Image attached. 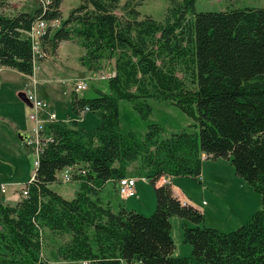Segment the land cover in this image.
Instances as JSON below:
<instances>
[{
    "label": "trees",
    "instance_id": "trees-1",
    "mask_svg": "<svg viewBox=\"0 0 264 264\" xmlns=\"http://www.w3.org/2000/svg\"><path fill=\"white\" fill-rule=\"evenodd\" d=\"M61 1L38 4L35 14L0 11V68L33 75L28 32L39 21L59 20ZM143 1L81 0L52 36L49 28L38 37L45 55L44 47L54 53L61 41L77 35L87 71L115 58L114 71L106 80L108 93L95 89L90 99L71 93L75 116L91 112L99 120L91 135L72 118L45 124L49 139L42 138L27 195L14 205L0 202V264H48L41 256L43 229L68 235L57 254L77 264H264V8L196 13L197 0H168L159 22L141 15ZM148 99L171 102L192 119L195 131L159 140L162 130L153 124L141 139L122 134L119 102L133 103L147 118ZM139 158L156 210L150 216L123 207L115 213L100 193ZM216 159L229 160L260 200V209L230 233L200 227L199 209L160 183L167 177L196 179L203 161ZM70 166L79 190L66 199L50 186ZM173 216L183 220L188 256H174Z\"/></svg>",
    "mask_w": 264,
    "mask_h": 264
},
{
    "label": "rangeland",
    "instance_id": "rangeland-1",
    "mask_svg": "<svg viewBox=\"0 0 264 264\" xmlns=\"http://www.w3.org/2000/svg\"><path fill=\"white\" fill-rule=\"evenodd\" d=\"M81 3V0H62L59 10L61 11V17L57 25L54 26L53 23L48 22L49 26H47V29L51 28L50 35L52 36L55 29L59 28V26L62 25V21L67 17L68 13L71 11L74 6H78ZM38 4L40 5L39 0H21V1H15V0H0V11L1 13H4L6 15H12L16 14L18 11L21 12H28L30 14H35V10L38 7ZM195 11L197 12H222L228 9H247V8H253V9H259L264 8V0H197L195 3ZM41 6V5H40ZM169 2L168 0H144L139 10L141 12L142 16H148L150 15L153 19L161 22L165 20L167 11L169 9ZM53 25V26H52ZM77 25L74 24L73 27ZM46 29V30H47ZM78 43V45L73 43ZM80 38L77 37V35H73L72 40L70 41L73 45H67L64 44L61 46L60 55L58 57L57 50L53 53L52 48L49 46L44 47L46 50L45 55L43 59L39 58V60H45L49 59V63L45 66L49 65V67L54 71L51 73L45 70H39L37 71V78L43 80L46 83H50L53 85V98H50L52 100H49L50 106L55 108V110H58L57 112L62 113L63 115L66 112V109L68 107V104L70 105V97L71 93L75 90V87L78 83H83L87 86V89L80 90L75 92L78 93V96L85 97L86 99H90L95 96V89L100 90L101 92L108 93V83L106 77L112 75L113 71V64L115 61V58L112 60H103L101 61L100 69L98 71L89 72L85 67L81 64L80 57L84 54L83 48L80 47ZM59 46V45H58ZM67 55V56H65ZM81 55V56H80ZM80 56V57H79ZM57 57L61 60L62 69L61 71L57 69V67H54L52 63H57L60 60L57 59ZM79 57V59H78ZM38 60V61H39ZM53 67V68H52ZM2 77L0 78V86L3 87V91L5 94H14L16 93V90L22 87H27V81L32 84L30 81L31 78L28 76V74H21L16 70V68H2L1 72ZM40 75H43L41 78ZM104 76L105 79H102L101 77ZM189 85V84H188ZM3 94V92H2ZM41 99V98H40ZM46 99V98H45ZM42 100V99H41ZM145 103L151 107L152 112L147 118H141L138 111L135 109V106H133V103L129 101H120L119 102V131L122 134H128V132H134L138 138H142L148 129V126L157 124L161 130L162 133L159 136V140H166V138H169L172 134H177L181 131L186 132H193L195 129L190 127L193 123L192 119L189 117H186L179 108H176L171 102L169 101H158L155 99H148L145 101ZM50 107V108H51ZM26 117H28L29 112L32 113L31 109H29V106L26 105ZM71 109V108H70ZM72 110V109H71ZM73 111V110H72ZM71 111V112H72ZM28 114V115H27ZM80 115L75 116L73 113L71 115H66V120L69 118H72L74 120H77ZM80 119V118H79ZM5 121V120H3ZM85 122L81 123L82 127L79 125L80 121L77 120V129L82 130L84 133L91 135L94 129L98 126V120L96 115L90 112L89 116H85L84 120ZM6 122V121H5ZM3 123L2 120H0V138H3L5 141H11L13 140L12 137L9 135L5 125L6 123ZM30 123L31 121L28 120ZM9 124V123H8ZM31 124V123H30ZM31 134H32V128H31ZM29 147V146H28ZM31 148V146L29 147ZM1 150V149H0ZM36 153L33 152L32 149H30V152L28 154V157L25 158V161L15 163V173L12 172H3L4 179L6 180L10 175H14L15 178L18 179L21 182H27L26 179H28V176H31L35 172V165H33V162L36 161ZM214 162L217 165V171L222 172L225 175H227L229 172L232 174V176H236L234 173V168L232 164H230V161L224 160V159H216V160H204V162ZM130 168L133 171V177H135L137 180H139V184L137 185V188L139 189L136 193L137 195L135 197H132L131 199H124L118 196V194H112L113 198H111L113 205H115V209L119 207V203L121 206L125 207V209L129 211H134L142 216H150L154 213L156 210V201H155V195L153 192V187L150 185L148 180L146 181V169L143 166V161L141 158H139L137 161L130 163ZM203 168V167H202ZM203 170V169H202ZM9 171V170H8ZM23 171V174L21 173ZM9 174V175H8ZM21 174V175H20ZM220 174V173H219ZM8 175V176H7ZM57 178L60 182L53 183L50 187L60 195L64 196L66 199H72L75 197V191L79 190V183H77L75 180H71V182L63 183L62 180V173L58 172L56 173ZM18 177V178H16ZM227 178V177H226ZM180 187L176 188L175 185L172 186L174 191H177L179 195H177L180 200L182 197V200L190 203L192 206H198L203 210H206V208L212 207L211 198L215 197V194L210 189L204 190L202 187L205 186V184L201 183L198 178H189V177H183L180 176ZM242 180V178H241ZM163 181V180H162ZM23 183V184H24ZM172 183V181L170 182ZM227 183H229L228 190H230V186L232 189H236L238 191L239 196L242 198H245V187H240L238 184H235L231 182L230 179L227 178ZM23 184H20L19 186H7L6 194L10 195L14 189H19L23 186ZM162 184V183H161ZM112 184L107 183L105 185V188H103L101 194V198L103 199V204L105 205L108 197L107 192L110 193V188ZM140 186H142L143 192H141ZM24 187V186H23ZM116 187V186H115ZM247 187V186H246ZM3 188V186H2ZM1 188V190H2ZM14 188V189H13ZM180 188V189H179ZM19 196L21 195V190L18 191ZM153 193V194H152ZM253 193V192H252ZM185 197H184V196ZM253 199L256 198L258 200V208L259 209V196H257L255 193L252 194ZM220 200H222V195L220 194ZM145 202L144 206L140 205V203ZM201 201H206L207 205H202ZM198 202L199 204L196 205ZM256 202V201H255ZM201 204V205H200ZM136 208V209H135ZM232 208V207H231ZM256 211V210H255ZM231 209L229 210L226 206L225 214L222 217L221 214H217L213 217V221L209 219L210 217L207 216L204 223L202 222L200 227L207 226H218L219 222H223L228 224V226L231 228L236 221H241V226L249 220L250 216L245 212H237L238 216L235 217V215H232ZM249 213V211H248ZM232 215V216H231ZM243 215H247L246 217ZM225 216H231L230 218L227 217L226 221L224 220ZM239 216L241 217L239 219ZM177 219V222H171L172 224V240L175 242L176 245V253L177 255H174L175 257H183L190 255L191 247L188 244H185L182 240V233L183 230L181 228V224L179 223L178 217H171ZM248 218V219H247ZM246 219V220H245ZM244 220V221H243ZM183 221L182 219L180 222ZM243 221V222H242ZM216 222V223H215ZM220 226V225H219ZM221 227V226H220ZM210 228V227H209ZM224 229L223 227H221ZM227 228V227H225ZM238 229V228H237ZM223 233H228L226 230ZM236 230V229H235ZM234 231V230H233ZM222 232V231H221ZM230 233V232H229ZM42 246L41 248V256L42 258L46 259L48 261V264H77L75 261L65 260L58 256L57 254V248H59V245L66 241L68 238V235H61L59 233H52L48 231L47 229H43L42 231ZM188 248V252L187 249ZM126 264V263H124ZM138 264V263H134Z\"/></svg>",
    "mask_w": 264,
    "mask_h": 264
},
{
    "label": "crops",
    "instance_id": "crops-1",
    "mask_svg": "<svg viewBox=\"0 0 264 264\" xmlns=\"http://www.w3.org/2000/svg\"><path fill=\"white\" fill-rule=\"evenodd\" d=\"M70 41L71 40H65V41L63 40V41H61L59 43L58 50H57L58 57L60 55V50L62 49L61 46L63 45V43L67 44V45H70V46L73 45V44L78 45V43H76V42L71 44ZM65 56H67V55H65ZM58 57H57V59H59ZM79 57H78V59H79ZM48 60L49 59H45V60H41V61L39 60L38 62L34 63L33 75H29L28 74V76L31 78L30 81L32 82V84H30L27 81V84H26L27 87L19 88L18 90H16L15 95L14 94H9V93L5 94L4 91H3V87L0 86V120H2L3 123L6 121L5 123L7 125H5V127H6L8 133H9V135L13 139L11 141H6V140L4 141L3 138H0V149H1L0 150V202L3 203V204L14 205L18 200H20V196H19L18 191H19V189L21 190L23 188V186H25V184L30 179V176H28V179H26L27 182L24 183V182H21L18 179H13V178H15L14 175H10L5 180L3 172L7 171L8 173L9 172L15 173L14 164L18 163L20 161L24 162L25 158L28 157L30 149H32L33 152H34V149H35L34 148L35 146L29 145V143L26 142V141L19 140L18 139L19 136H17V131H23V132H27L29 134V131L31 130L32 125H33V123L30 122L31 123L30 124L28 122L29 119H28V117H26L27 111H25L27 109L26 108V104L23 102L22 99H20L18 97V93L21 92V91L25 92V93H32L37 98H39V99L41 98L42 101L47 103V108H45L44 110H41L40 113H38L40 120H42L43 122L47 121L51 114H55L56 119H58V120H66V115L68 116V115H71V113H72L71 112L72 110L70 109V105L69 104H68V107H67L66 112H65L64 115L62 113L57 112L58 110H55L54 106L51 107L50 103L48 101L52 100L50 98H53V95H54L53 94V90H52L53 85H51L49 82L46 83L44 81V79L41 80V79L37 78V74H38L37 71H39V70H45V71H48L50 73L52 71H54V69L52 70L49 67V65L45 66V63L46 64L49 63ZM52 65L54 67H57V69H59L61 71V69H62L61 60L59 62H57L56 64L52 63ZM2 68L4 69L6 67L2 66L0 68V78L2 77V75H1ZM112 71H114V70L112 69ZM89 72H91V71H89ZM40 77L42 78L43 75H40ZM2 92H3V94H2ZM29 109L32 110V107H29ZM89 114L90 113L84 112V113H81V116L77 118V120L80 121L79 125L81 127H82L81 123L85 122V121H83L85 116H89ZM3 120H5V121H3ZM97 124H99V120H98ZM34 137H35V135H33V137H31L32 141L34 140ZM28 146L29 147L31 146V148H29ZM202 165H203V168H202L203 170L201 171V174L198 177L200 182L202 184L203 183L205 184V186H203L202 188L204 190L210 189L215 194V197L211 198L212 207H209V208H206V210H203L200 207L196 206L199 209V211L202 213V215H204L203 223L206 220L207 216H209L210 217L209 219H211L213 221V217L216 215V213L217 214L218 213L219 214H221V213L223 214L224 213L223 215H226L225 214L226 206L228 207L229 210L231 209V211L233 212L232 215H235V217L238 216L237 212H242L243 213V212L246 211V213L248 215H253L255 213V210L257 211L258 200H256V198L253 199V195H252L255 192L252 190V188H250L245 183V181L243 179L241 180L237 176H232V174L230 172L227 175H225L222 172H218L217 171V165L214 162L207 161V162H204V164H202ZM130 167H131L130 164L126 165V167H125V169H126L125 177L129 178V179L130 178H135V177H133V171H132V169ZM7 172H6V174H7ZM21 173L23 174V171ZM226 177L228 179H230L231 182H233L235 184H238L240 187H242V186L245 187V198L244 197L241 198L239 196V194H238V191L236 189H232L231 186H230V190H228L229 187H227V186H229V183H227V178ZM16 178H18V177H16ZM164 180L167 181V184L171 185V188H172L173 185H175L176 188L182 186V185H180V180L181 179L168 178L167 177ZM171 181H172V183H170ZM107 183L112 184V186L110 188V193L109 192L106 193L107 197H108V200H107L106 204H108L112 208V211L116 213V212L119 211V208L123 207L119 203V207L117 209H115L114 208L115 205H113L112 200H111V198H113L112 194H116V187H115L116 186V182L115 181H108ZM139 183L140 182L138 180V184ZM160 183L163 184V181H161ZM8 184L12 185V186H19L20 184H23V186L21 188H19L18 190L13 188L14 189L13 192L10 195L5 196V194L7 192L6 188H7ZM2 186L6 187L3 192L1 190ZM180 188H182V187H180ZM136 189H137V191L139 190L138 188H136ZM140 189H141V192H143L142 186H140ZM172 191L174 192V194L176 196L179 195L177 193V191L173 190V188H172ZM220 194L222 195V200H220ZM154 195H155V193H154ZM100 199H101V202L103 203V199L101 198V196H100ZM180 201H183L185 203L187 202V200L186 201L182 200V197H181ZM144 203L145 202L141 201L140 205L144 206ZM196 203H197L196 205L199 204L198 202H196ZM201 203H202V205H205V206L207 205L206 201L205 202L201 201ZM123 208H125V207H123ZM259 209H260V206H259ZM248 211H249V213H248ZM222 214H221L220 217H222ZM231 216H225L224 220L226 221L227 217L230 218ZM244 216L246 217L247 215H243V217ZM240 218L241 217L239 216V219ZM171 222H177V219L170 218V224H171ZM240 222L241 221H239V222L236 221L231 228L228 226V224L223 223V222H219L218 224L221 227H223L224 229H227L226 231L229 233V232H231V231H233V230H235L237 228H240V225H241ZM179 223L182 224L183 221L180 222V220H179ZM219 225L218 226L217 225L216 226L212 225V226H209V227L210 228H214V229H216L218 231L220 230V231L224 232L225 230L222 229ZM204 227L206 228L207 226L204 225ZM225 227H227V228H225ZM171 228H172V224H171ZM172 230H173V228H172ZM172 230H171V234H172ZM186 249H187V252H188L189 249L188 248H186ZM175 251H176V249H175ZM175 251H174V255H177V253Z\"/></svg>",
    "mask_w": 264,
    "mask_h": 264
},
{
    "label": "bare ground",
    "instance_id": "bare-ground-1",
    "mask_svg": "<svg viewBox=\"0 0 264 264\" xmlns=\"http://www.w3.org/2000/svg\"><path fill=\"white\" fill-rule=\"evenodd\" d=\"M40 5L45 8L46 5L49 3V0H39ZM58 21H53L52 23L55 25H57ZM49 23H47L46 21H39L38 23L34 24V26L32 27V29L30 30V32H28L29 36L33 37V47H34V53H35V61L38 62L39 58H41L44 53L42 52V49L40 48V45L37 41L38 37H40L45 30L47 29V26ZM53 26V25H52ZM27 34V35H28ZM80 90H84V84L83 83H78L77 86L75 87V91H80ZM28 97L30 98L29 102H30V106L32 107V113L30 114V121L31 123H33L32 125V134L31 135H35L34 140L32 141V146H35L34 151L36 153V161L34 162L35 167H37L38 165V155L40 150H42L41 147V141L42 138L43 139H49V137H47L46 135H44V130H45V124H47V122L49 121H54L57 120L55 114H51L48 118L47 121L43 122L42 120H40L38 113H40L41 110H44L45 108H47V103L42 101L41 99L37 98L34 94L32 93H28ZM74 168L73 167H67L63 170L62 172V181L63 183H67V182H71L72 178L74 177ZM82 174H85L84 171H82Z\"/></svg>",
    "mask_w": 264,
    "mask_h": 264
},
{
    "label": "built area",
    "instance_id": "built-area-1",
    "mask_svg": "<svg viewBox=\"0 0 264 264\" xmlns=\"http://www.w3.org/2000/svg\"><path fill=\"white\" fill-rule=\"evenodd\" d=\"M15 1H21V0H15ZM110 77H112V75L106 77V79H109ZM102 79H105L104 76L101 77ZM87 89V86L84 84V91ZM27 98L28 97V93H26ZM30 100V98H29ZM28 119L30 120V112L28 115ZM29 135L30 137L26 140V142L29 143V145L32 146V140L31 137H33V135H31V130L29 131ZM34 165V162H33ZM36 172H34L33 174H31L29 181H31V179L34 178ZM163 184H167V181L163 179ZM138 185V180H136L135 178H119L116 181V194H118V196H120L121 198L124 199H131L132 197H135L137 195L136 193V188ZM27 186L25 185L22 189H21V195L22 196H26L27 195ZM5 186H3L2 188V192L5 190Z\"/></svg>",
    "mask_w": 264,
    "mask_h": 264
},
{
    "label": "water",
    "instance_id": "water-1",
    "mask_svg": "<svg viewBox=\"0 0 264 264\" xmlns=\"http://www.w3.org/2000/svg\"><path fill=\"white\" fill-rule=\"evenodd\" d=\"M18 97H19L20 99H22L23 102H24L26 105H29V106H30L29 98H27L25 92H22V91L19 92V93H18ZM17 136H19L18 139L21 140V141H26V140L30 137V135H29L27 132H23V131H17Z\"/></svg>",
    "mask_w": 264,
    "mask_h": 264
}]
</instances>
